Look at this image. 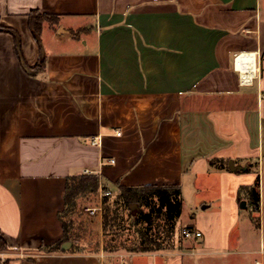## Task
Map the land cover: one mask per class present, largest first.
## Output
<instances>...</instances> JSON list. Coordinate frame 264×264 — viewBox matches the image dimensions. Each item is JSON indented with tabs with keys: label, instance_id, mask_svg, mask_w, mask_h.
I'll return each mask as SVG.
<instances>
[{
	"label": "crops",
	"instance_id": "crops-1",
	"mask_svg": "<svg viewBox=\"0 0 264 264\" xmlns=\"http://www.w3.org/2000/svg\"><path fill=\"white\" fill-rule=\"evenodd\" d=\"M34 9L53 17L38 37ZM242 53L254 58L241 79ZM80 173L183 193L213 175L234 204L258 182L253 245L233 231L222 245L191 220L196 255L144 259L264 264V0H0V264H105L50 248Z\"/></svg>",
	"mask_w": 264,
	"mask_h": 264
},
{
	"label": "rangeland",
	"instance_id": "rangeland-1",
	"mask_svg": "<svg viewBox=\"0 0 264 264\" xmlns=\"http://www.w3.org/2000/svg\"><path fill=\"white\" fill-rule=\"evenodd\" d=\"M200 182L206 185L205 189H183L184 213L172 224L164 211H158L159 205L155 203L156 200L152 203L149 201L141 205L126 206L119 199V187L103 180L98 190L82 193L77 199V206L64 213V220L71 225L72 229L70 243L67 242L63 247L72 250L70 245L74 243L78 251L101 253V259L105 264H147L144 254L162 257L178 254L196 255V252L203 248L202 237L195 241H188L182 237L183 228L189 226L187 223L191 220H196L209 236L214 237L215 242L222 239V245L226 235L231 231L242 236L246 235L247 239H250V242L242 243V247L253 245V241L260 238V230L254 224L260 221L258 214L260 209L256 208L251 200H248L247 207H242L244 200L242 197L234 204L232 189H224L221 198L220 189L217 186L219 181L213 175L200 177ZM106 192L110 193L106 194ZM239 192L243 193L240 190ZM204 200L207 203H203ZM206 205L208 207L205 208ZM107 207L111 210L112 225L105 233L103 214ZM140 210H152L153 221L165 226L166 230L161 227L163 249L148 252L131 250L141 241L137 230L140 224L136 223ZM193 214H196L195 218H192ZM111 240L115 250L104 251V244Z\"/></svg>",
	"mask_w": 264,
	"mask_h": 264
},
{
	"label": "trees",
	"instance_id": "trees-1",
	"mask_svg": "<svg viewBox=\"0 0 264 264\" xmlns=\"http://www.w3.org/2000/svg\"><path fill=\"white\" fill-rule=\"evenodd\" d=\"M49 18H53L50 15H47L41 12L38 9L32 10L30 13V25L34 34L38 37L43 24ZM43 65V59L40 61L39 66ZM101 187V180L98 174H79V175H70L67 177V185L65 191V207L60 212V219L63 222L64 235L61 239H59L55 244H53L50 248L52 250H59L65 248L63 245L67 244L69 240H71V225L68 224L64 220V213L70 210H73L77 206L78 197L87 191H95ZM118 187L120 189L119 199L126 206H130L132 204H145L152 203L153 200H156L155 203L159 205L158 211H164L165 215L171 219L172 224L178 219L183 212V192L180 185L177 184H144L139 186H129L118 183ZM245 188V189H244ZM242 190H245L252 201V204L260 209V191H259V183L257 182L255 185L251 187H244ZM240 190V191H242ZM241 200V199H240ZM110 208L107 207L103 214V227L105 233L109 230V226L112 225V216L110 215ZM153 211H145L140 210L139 214L136 218V223L139 225L138 233L140 235L141 241L139 245L132 248V251L138 252H148V251H156L164 248V243L162 239V228L166 230L165 226L161 224H156L153 221L152 217ZM162 227V228H161ZM156 228V229H155ZM170 229V228H169ZM173 229V228H172ZM168 230V229H167ZM106 242V241H105ZM111 241H107L104 244V251L110 252L115 250V246L111 244ZM72 251L76 250L74 243L71 245ZM7 248V243L5 238L0 234V250H4ZM117 248V247H116Z\"/></svg>",
	"mask_w": 264,
	"mask_h": 264
},
{
	"label": "built area",
	"instance_id": "built-area-1",
	"mask_svg": "<svg viewBox=\"0 0 264 264\" xmlns=\"http://www.w3.org/2000/svg\"><path fill=\"white\" fill-rule=\"evenodd\" d=\"M238 57H239V55L236 56V66H237V59H238ZM237 67H238V66H237ZM238 68H239V70H240V77H241V79H242V77L245 78V76H246V71L249 69V67L245 69V73H244V71H243L242 68H240V67H238ZM118 133H120V132L118 131ZM92 143H93V144H97V143H98L96 137L92 139ZM111 161L113 162L114 159H111ZM87 172H90V170H87ZM109 193H110V192H106V194H109ZM259 208H260V207H259ZM201 236H202V232H201L200 230L196 229V228L193 227V226H187V227H184L183 230H182V237H183L185 240H188V241H195V240H197L198 238H200ZM2 264H5V262H3Z\"/></svg>",
	"mask_w": 264,
	"mask_h": 264
},
{
	"label": "bare ground",
	"instance_id": "bare-ground-1",
	"mask_svg": "<svg viewBox=\"0 0 264 264\" xmlns=\"http://www.w3.org/2000/svg\"><path fill=\"white\" fill-rule=\"evenodd\" d=\"M254 58V53H242L239 55L237 59V66L242 68L244 73L246 68H250V61Z\"/></svg>",
	"mask_w": 264,
	"mask_h": 264
},
{
	"label": "water",
	"instance_id": "water-1",
	"mask_svg": "<svg viewBox=\"0 0 264 264\" xmlns=\"http://www.w3.org/2000/svg\"><path fill=\"white\" fill-rule=\"evenodd\" d=\"M229 166H230V169H232V170L242 168V166L236 165L234 160L230 161ZM241 205H242V207H247V201L243 200Z\"/></svg>",
	"mask_w": 264,
	"mask_h": 264
}]
</instances>
